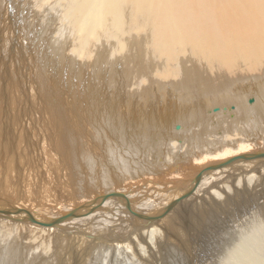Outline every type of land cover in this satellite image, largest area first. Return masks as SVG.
Segmentation results:
<instances>
[{
	"label": "bare ground",
	"instance_id": "6f19581e",
	"mask_svg": "<svg viewBox=\"0 0 264 264\" xmlns=\"http://www.w3.org/2000/svg\"><path fill=\"white\" fill-rule=\"evenodd\" d=\"M43 1L46 2V0H43ZM99 1L100 0H68L67 2L70 5V7H68V8H70L69 10L73 11V9L71 7H74V5H75V7H77V9L80 6V7H82V9L88 8L89 10L92 11L93 7L95 5H97V3ZM104 1L108 7H113V10H112L113 14L112 15L110 14V12H112V11L108 12V14H110V16H113V18H114L113 19L111 17L112 20L115 22L114 32L116 29L117 34L120 35L121 37L125 36V34L132 29V28L130 29V21L131 20L133 21V19H131V17L132 18L134 17V22L137 24V26L139 25L141 20H145L147 18L148 23L146 25H149L150 28H149V31H147V30L146 31L151 33V36H149L148 38L151 39L152 47L156 51L155 55L157 57L161 58L163 62H171L172 61L174 56H171V55L177 53L175 51V48L176 47L178 48L177 45H179V47H181L187 53L189 52L190 54H194L198 58L205 59L207 61L206 63L211 65V68L213 67L215 70L218 69L219 73L221 71L220 67H222L223 73H225V80L222 79L223 81L221 82V84L220 85H218L219 83L216 84L217 86H215L214 88H210L209 87L210 84H209V85L205 86L202 90L199 88H198L199 90L196 89V91H195L196 97L187 93L188 92L187 89H185L183 91L182 90L183 88L181 89V87H179L183 92L179 93L180 97H179L178 101L168 102L169 99L171 100V98H170L171 96L170 95L164 96L166 94V92L161 91V92H163L162 93L163 100L166 101L164 104H160L161 106L155 104L154 101H145L146 99L149 98V95H147L149 93L144 95V96L147 95L148 98L145 97V99L143 98L144 101H142L141 99H139V98H142V97H139V95L141 96V94H140L141 92H140L139 95L137 96V98L139 97L138 99L141 101H139L138 99H135L136 103L134 104L135 105L134 107L131 105L132 101H130L129 103L127 101L126 106H125V103L122 102V104L125 106V110H124L123 106H119L121 103L120 100H119V102L116 100L120 96L118 93L117 94L119 96L117 95L118 97L117 98L115 97L116 102H114L115 100L110 97L112 100H114L113 103H111L112 100L110 99L111 100L110 101L107 98L108 102L105 100L106 104L110 102L109 104H111V106L114 108L115 111H113V112H115L116 115H114L113 112L111 114L110 111L112 109L111 110L108 109V105L106 107L108 109L107 112H110L108 114L112 115V117H114V116H116V117L113 118V119H115L114 121H110V120H112V117L107 114V117L110 116L109 119L111 118L110 120L109 119L107 120L106 119L107 118L106 112H105L104 113L105 117L104 116L100 117V119L105 118L107 120L106 121L107 123H109V122L112 123L113 126H111L110 123H109V125H110V127L115 128L116 134L115 133L114 134L115 135L119 134V136L124 135L122 137V139L126 138V136H127L129 141L126 142V144L130 142L131 145H129V147H136V148H134V149L132 148V149H133V151H137V152L142 151V150L144 151L145 148L149 147L153 143V140L156 141V139H157L158 142H160V143H158L157 147L159 149V153H160V150L163 152V153H160V154H163L162 155L163 157L161 155H159V156L157 155L158 158L160 156L162 157L158 162L155 160H152V158H150V160H152V161L151 162L149 161V163H147L145 165L146 168L144 169V167H143V170H141V168L138 166L140 169L136 168V170L130 171L132 169L131 168L129 171H124V173L118 172L119 174L116 171L115 172L110 171V174L108 176L104 177L105 179L102 178L103 176L101 177L102 180L99 179L100 178L98 175L99 173L98 174L96 173L95 176L91 173V175L93 177L90 180L86 179L85 185L82 186V183H81V185H80L81 188L80 187L79 188L78 187L73 188L68 184V181L70 179V175H71V177H73V176L71 173L67 174V170L63 169L64 170L63 173L68 178L63 173L60 172V174L64 175V176H61L63 178H61L59 176L61 179L59 181L57 180V182L54 183V186H53L56 188L55 191H57V193L59 191V195L57 196L56 194L53 193L54 191L53 192L51 191L52 188L50 189L47 187V191L45 192V194H47V195H45V196L54 197L51 199L42 198V197L38 196L37 194H36L37 196L35 195L33 197V195L36 193L34 191V185H36L34 181L37 180L36 182H39V181L43 180L46 182L49 179V175L47 174V176H46V172H45V170H43L44 168H46V166H45L46 163L44 162V158H43V156H45V155L42 156L43 159H40V157L38 155L39 152L37 153V155L36 154L32 155L31 152H29V150L27 149L26 150L27 153H24L18 144H14V145L11 144V146H10L11 148L6 149L4 142H3V145L1 144L2 142H0L1 146H3V148L5 150L4 153L2 151L3 154L0 153V165H1L2 161H3V163L6 161L5 159L2 158V157H4V155L7 158V162L5 164H8V167L6 168V170H5V168H2V170H0V264H197L196 263L197 262L196 255L198 253V248L192 244L193 245L192 250L189 249L190 242L195 243V241L197 240L196 238L194 239L193 236H196L198 239L205 237V239H207V241H208L207 243H205L206 245L204 244L206 247H207V244H209L211 247V243L212 242L214 243V245H213L214 248L213 247L212 248L207 247L209 250L211 249L210 251H212L213 257H214L213 261L209 260L210 262L207 264H264V220L262 221L261 225L258 227L259 223H256L253 226L251 224V222L255 221L254 215H253V217H254L253 219L250 216L245 217V215L247 213H251V216H252V213H254L256 211H258V213H259V211H261L262 209H263L262 213L264 214V208H263L264 204L262 202V205H263L262 206L258 202V200H260V197H262L264 195V148H262L261 150L258 148V147H261L260 145H264V74L261 77L258 75L260 78L259 77L255 78V79L253 78L254 80H252L250 78H247L246 75H243V74H239L236 77H232L231 75L226 74L229 72H225V70L231 71L232 69L238 70V71H250V70H255V69L258 70V69L262 68L261 71L264 73V1L261 3V5L256 6V5H252V2L260 1V0H252V2L250 0H215L217 2V6H215L214 9L217 10L216 12L222 13V15L224 17V20L219 19V21L221 22V23L220 22L219 23L222 24V26H220V27L225 28V21H226L227 24L229 25V26H227L229 30H228L227 35H216V37L214 35H211L214 39L221 42L219 47L215 48L213 51L210 50L208 48V46L205 44V38L207 36H209L210 34L204 32L201 29H198L196 27V25L191 22L193 20V17H195V15H196V13H194L195 9H199L198 5L194 4L191 0H166V1H170V2L163 5V7L159 8L158 10H157V7H158L157 4H162L161 3L162 0H104ZM189 1H191L190 5L186 9L185 12H186L187 16L190 15V19H189L190 22L186 21L187 16L184 18L183 17H176L174 15V12H173V9L178 8L180 5L177 3H186ZM240 1L251 2V4L250 5H242L241 7L231 6V4H234V3H237ZM35 3H36V1H35ZM101 3H102V1H101ZM225 3H226V5H225ZM69 5H67V6H69ZM102 5H104V4H101V6ZM36 6H37V4H36ZM63 7H64V5H63ZM102 7H101V10L103 9ZM133 7L135 8V13H134L135 16L131 15V17H130V13L128 11L133 9ZM210 7H211V5L208 4V9H207L206 6H204L202 4V8H200L199 10H201L202 14H206L207 12L210 11ZM68 8L66 7L65 9H68ZM108 9L110 10V8H108ZM106 10L104 11V13L106 12ZM1 11L2 10H0V12ZM91 11H90V14H92ZM59 12H58V14H59ZM85 13H87V12H84L83 14H85ZM88 13H89V11H88ZM254 13L260 14L259 17L254 18ZM61 14H62V12H61ZM81 14H82V12H81ZM106 14H107V12H106ZM106 14L104 17H106ZM54 15H56V14H54ZM78 15H80V13ZM64 16H65V14H64ZM85 16H87V15H85ZM56 17H58V16H56ZM59 17H61V15ZM59 17H58V19H59ZM75 17L76 16H73L72 18L75 20ZM63 18H65V17H63ZM139 18H140V22H139V20H137ZM167 18L169 19L168 21H166ZM68 19H70V18L67 17L65 20L68 21ZM76 19H77V17H76ZM83 19L84 18L82 17V20ZM106 19H108V18H106ZM90 20H93V19H90ZM110 20H109V22H111ZM61 21L63 22V20H61ZM67 21H65V22H67ZM79 21L80 22H78V21L77 22L80 24L82 21H81V19ZM101 21H103V20H101ZM147 21H145V22H147ZM43 22H44V20H43ZM45 22H47V21H45ZM71 23H72V21H71ZM106 23H108V21H106ZM111 23L108 25H111ZM69 24H66V25L70 26ZM82 25L83 24L81 23V26ZM102 25H104V24L102 23ZM65 26H64V28H65ZM72 26H70V27H72ZM77 26L79 27V25H77ZM62 27L60 26L61 30H62ZM75 27H76V25H75ZM75 27H74V29L77 30L78 27L77 28H75ZM93 27H95V26H93ZM143 27H145V25H143ZM89 28L91 29V27H89ZM102 28L104 29V27H102ZM109 28H107V29L109 30ZM70 29H72V28H70ZM87 29H88V27H87ZM83 30L86 31V28H84ZM97 30H98V28H97ZM108 30H107V33H108ZM136 30L144 32L145 29L142 28V26H140ZM84 31L82 33H84ZM111 31H113V29ZM89 32L90 31H88L87 33H89ZM91 32L89 34H91ZM102 32L103 31H101V33ZM187 32L195 35L196 38H192ZM63 33L64 32H62V34ZM68 33H67V35L66 34L65 35L68 36L70 34V33L69 34ZM79 33H81V32H79ZM133 33H134V31H133ZM103 34H106V33H103ZM70 35H72V34H70ZM60 36H61V34H60ZM79 36L80 35L77 34V37H79ZM104 36H107V34ZM233 36H236L237 38L250 37L251 39H253V37H255V40H254V42L247 44L246 48H250V49L246 52H243V47H240L238 44L233 43L229 40V38H231ZM126 37H129V35L128 36L126 35ZM73 38L75 39V37H73ZM80 38L81 37H79V39L76 38V39H78V41L75 39L77 42L73 41V39H72V41L70 39V41L74 42L73 44L76 45V43L79 42ZM84 38L86 39V37H84ZM88 38H90V37H88ZM142 38H143V36H142ZM106 39H108V37H106ZM122 39H124V38H122ZM132 39H130V40L132 41ZM144 39H145V36H144ZM110 40L108 39L109 42H110ZM114 40H118L117 37ZM83 41L84 42H82V39H81L82 43H84V44L87 43V42H85V40H83ZM99 41H101V40L99 39ZM126 41H128V40H126ZM61 42L62 41H60L59 43H61ZM102 42H104V41H102ZM59 43H57V44L60 45ZM82 43H79V45ZM88 43L90 44V42H88ZM97 43H98V41H97ZM52 45H54V44L52 43ZM69 46H71V45H69ZM95 46H96V44H95ZM97 46H98V44H97ZM111 46H113V45H111ZM117 46H118V44L116 45V47ZM123 46L121 48H123ZM86 47L87 46H85L84 48H86ZM90 47H91V45H90ZM100 47L101 46H98V48H100ZM51 48H50V50H51ZM92 48H94V47H92ZM108 48H110V44L108 45ZM126 48H125V51H126ZM20 50H21V48L19 47L18 51H20ZM58 50H59V48H58ZM61 50H63V48H61ZM70 50H71V48H70ZM73 50L76 51L74 46H73ZM79 50H80V48H79ZM111 50L114 51V48H111ZM128 50H129V48H128ZM145 50H146V48H145ZM147 50H148V48H147ZM82 51H84V50H82ZM88 51H89V47H88ZM117 51L118 50L116 48L115 52H117ZM122 51H124V50H122ZM122 51L120 50V52H122ZM44 52H45V50H44ZM63 52L66 53L65 51H63ZM69 52H71V51H69ZM174 52H176V53H174ZM12 53H13V51H12ZM51 53L54 54L53 51ZM14 54H17V53L15 52ZM79 54L81 55V53H79ZM79 54L77 53V55H79ZM90 54H91V52H90ZM92 54L94 55V53H92ZM118 54H119V51H118ZM137 54L139 55V53H137ZM143 54H145V52ZM143 54L140 55V57L143 56ZM56 55H57V53H56ZM74 55H75V53H74ZM74 55H73V57H74ZM84 55H86V53ZM122 55L124 56V54H122ZM122 55L118 56V58L122 57ZM148 55H150L149 51H148ZM155 55H154V57H155ZM22 56H24V55H22ZM61 56L62 55H60V57ZM82 56H83V54H82ZM82 56L81 57L78 56V57H80V59H81ZM11 57H10V59H11ZM18 57H19V55H18ZM52 57H53V55H52ZM88 57L90 58L89 55H88ZM96 57L97 56H94V58H96ZM98 57H99V54H98ZM157 57H155V59ZM165 57H168V58L165 59ZM62 58H64V56ZM70 58L72 59V56ZM76 58L77 57H75L74 59H76ZM84 58H82V59H84ZM112 58H113V55H112ZM130 58H128V59H130ZM21 59H24V58H21ZM43 59H45V58H43ZM86 59H84V60H86ZM131 59H133V58H131ZM149 59H150V56H149ZM149 59H148V61H149ZM24 60H27V59L25 58ZM76 60H78V58ZM116 60H118V59H116ZM144 60H147V59H144ZM156 60H158V59H156ZM156 60H155V62H156ZM190 60H192V59H190ZM190 60H189V62L192 63V61H190ZM97 61H98L97 62L98 65H100L101 63H99V59H97ZM64 62H65V60H64ZM83 62H85V61H83ZM89 62H88V64H90ZM91 62L94 63L93 59L91 60ZM158 62L159 61H157V64H160ZM197 62H198V60H197ZM76 63H78V62L76 61ZM148 64H149V62H148ZM169 64H171V63H169ZM174 64L177 65L176 62ZM28 65H30V64H28ZM124 65H125L124 67H126V63ZM166 65H168V63ZM166 65H164V66H166ZM181 65H183V64H181ZM199 65H198V67H199ZM19 67L22 68V66H19ZM60 67H62V66L60 65ZM184 67H186V65ZM198 67H196V68L198 69ZM29 68L31 69L30 66H29ZM96 68L98 69V67H96ZM180 68H181V66H180ZM206 68L208 69V67H206ZM49 69L50 68H47V70H49ZM190 69H191V67H190ZM59 70H60V68H59ZM209 70H211V69H209ZM21 71H23V70H21ZM190 72H192V74H193V71H190ZM201 72H202V70H201ZM167 73L164 72V74H166V77L169 76V75H167ZM16 75H15V77H16ZM29 75H31V74H29ZM130 75H132V74H130ZM205 75H203L204 78H205ZM99 76H101L100 73H99ZM208 76H209V74H208ZM212 77H209V79H211ZM214 77H213V79L215 81ZM254 77H255V75H254ZM17 78H20V77H17ZM206 78H207V76H206ZM110 79H109V81H110ZM156 79H157V77H156ZM213 79H211V80H213ZM52 80H51V82H52ZM211 80H208V81L210 82ZM7 81H8V79H7ZM74 82H75V80H74ZM135 82H136V80H135ZM179 82H181V81L179 80ZM192 82H194V81H192ZM211 82H213V81H211ZM32 83H34V82H32ZM177 83H178V80H177ZM38 84H41V82ZM181 84H182V82H181ZM181 84L179 86H181ZM19 85H20V83H19ZM41 86H43V84ZM164 86L167 87L166 84H164ZM198 86H199V84H198ZM213 86H214V84H213ZM93 87H92V90H93ZM97 87H98V85H97ZM50 88H52V87L50 86ZM193 89H195V88L193 87ZM32 90H33V88H32ZM38 90L36 89L35 91H38ZM40 90L42 91L41 88H40ZM63 90L64 89H62V91ZM140 90H141V88H140ZM3 91H4V88H3ZM47 91H48V89H47ZM84 91H85V89H84ZM146 91H148V89ZM190 91H193V90H190ZM112 92L114 94H112V93L111 94L115 95V92H117V91H115V92L112 91ZM53 93H56V92H53ZM143 93H145V91H143L142 94ZM44 94H45V92H44ZM51 94L52 93H50V95L49 94L48 95L52 97ZM75 94H76V92H75ZM130 94H132V93H130ZM133 94H135V93H133ZM252 94L255 96V99H254L255 102L253 104H247V102H246L247 97L246 96L247 95L249 96ZM56 95L58 96L57 93H56ZM70 95H68L67 97H69ZM201 97H203V98H201ZM10 98L11 97H9V99ZM48 98L49 97H47V99ZM5 99H6V96H5ZM61 99L63 100L64 98H62V96H61ZM65 99H66V96H65ZM118 99H120V97ZM11 100H12V98H11ZM40 100H42V99H40ZM50 100H52V99H50ZM79 100H81V99H79ZM37 101L38 100H36V103H37ZM56 101L58 102V100H56ZM12 102H13V100H12ZM42 102H43V100H42ZM50 102L53 103L54 101H50ZM59 102L62 103L61 101H59ZM65 102L67 103V101H65ZM74 102H75V100H74ZM231 102L236 104L235 113H233V111H232V115H233L232 119L229 118V116L231 114L230 115L227 114L228 112H225V115H222L221 114L222 112L220 114L217 113V115H213V116H208L206 114L207 108L213 104H227V103L229 104ZM93 103H94V101H93ZM172 103L175 107L174 112H172L173 111L172 110V107H173ZM8 104H10V103H8ZM76 104L74 103V105H76ZM84 104H86V103H84ZM87 104H88V101H87ZM37 105H36V108L39 107ZM51 105L48 108H50ZM62 105H60V106L62 107ZM44 106H46V105H44ZM55 106H56V104H55ZM78 106H80V105L78 104ZM82 106H83V102H82ZM89 106L91 107V105H89ZM94 106H96V105L94 104ZM97 106H98V104H97ZM101 106H100V109H102L104 107V106L103 107H101ZM118 106L120 107V109H117ZM7 107H9V106H7ZM53 107H51V108H53ZM64 107H65V103H64ZM85 107L87 108V106H85ZM98 107H97V109H98ZM121 107H123V108H121ZM150 107H153L154 110H151ZM68 108H72V107L69 106ZM109 108H111V107L109 106ZM45 109H47V108H45ZM73 109H75V108L73 107ZM53 110H55V109H53ZM58 110H60V108H58ZM62 110H63V108H62ZM65 110L66 109H64L63 114H66V112H67V111L65 112ZM84 110H85V108H84ZM84 110L81 112L82 114H83ZM37 111H39V110L37 109ZM87 111H89V108ZM91 111L94 112L93 108L90 109L89 115H91V113H92ZM100 111L102 112L103 110H100ZM58 112H60V111H58ZM85 112H84V114H85ZM159 112H161V113L163 112V114L160 115V114H158ZM35 113H37V112H35ZM44 113L45 112H43V115H44ZM23 114H25V113H23ZM29 114H31V113H29ZM50 114L53 116L52 112H50ZM60 114H62V112ZM60 114L58 113V115H60ZM96 114L98 115V114H100V112H97ZM104 114H102V115H104ZM167 114H169L168 117H166ZM31 115L34 116L33 114H31ZM71 115H72V113H71ZM76 115L78 116L79 114H77V112H76ZM132 115H133V118H132ZM62 116H61V120H62ZM64 116H66V115H64ZM64 116H63V118H65ZM34 117H36V116H34ZM71 117H73V115ZM25 118H27V117H25ZM59 118H60V116H59ZM184 118H185V120H183ZM65 119H68V121H69V117L65 118ZM73 119H75V117ZM73 119H72V121H73ZM81 119L82 118H80V120ZM89 119H91L90 116H89ZM16 120H18V119H16ZM47 120H49V119H47ZM56 120H57V118H56ZM96 120H98V119H96ZM102 120H104V119H102ZM181 120H183V122L181 123L182 124V131H179V130H176V128H174V126H175L177 121H181ZM10 121H11V123H13L12 120H10ZM68 121L62 120V123L63 122L66 123V124L63 123V125L64 126L67 125ZM74 121H76V119ZM18 122H19V120H18ZM27 122H29V121H27ZM59 122H61V121H59ZM196 122H199L201 124L202 129H197L195 127V125H193ZM30 123L32 124L33 122L30 121ZM62 123H60V125ZM69 123H70V121H69ZM102 123L101 124L99 123V124L102 125ZM104 123H105V121H104ZM8 124H10V123H8ZM8 124L6 123V125H8ZM4 125H5V123H4ZM47 125H48V121H47ZM70 125H71V123H70ZM95 125H97V124H95ZM105 125L107 126L106 123H105ZM219 125H225V129H226L225 132L224 131L221 132V133L224 132L225 135L223 133V134H221L222 136L220 135L221 137H216L214 135L215 133L213 134V132H214V130H216L215 128H218L216 126H219ZM64 126H61V127H64ZM67 126H69V124ZM108 126L106 129H104L105 127H103V126H102V128L104 130H108ZM188 126H190L189 130L190 129L193 130V134L191 136H184V134L188 131L187 130ZM9 127L7 129H10ZM20 127H22V126H20ZM82 127L80 128L81 130L83 129ZM69 128H70V126H69ZM91 128H92V126H91ZM93 128H95V127L93 126ZM98 128H99V126H98ZM100 128L98 129L99 132H100ZM113 128L111 130H113ZM27 129H26V132L28 131ZM92 129H91V131H92ZM223 129L221 128V130H223ZM2 130H3V128H2ZM61 130H63V129H61ZM75 130H76V127H75ZM85 130H87V129H85ZM192 130H190V131H192ZM236 130H238L239 132L238 131L236 132ZM19 131H20V129H19ZM68 131H70V130H68ZM82 131H80V132H82ZM103 131H101V132H103ZM10 132H12V131L10 130ZM58 132H61V131H58ZM64 132H65V130H63L61 133H64ZM99 132H96V133H99ZM112 132H114V130ZM112 132L110 131L111 134H112ZM35 133H37V130ZM84 133H85V131H84ZM86 133H85V135H87ZM93 133H94L93 135H95V132H93ZM202 133H204V136H202ZM77 134L78 133H75L74 136ZM99 134H101V133H99ZM249 134H251V136L255 134L256 136H254V138H252L251 136H249ZM66 135H64V136H66ZM93 135L92 136L90 135V136L93 137ZM241 135L243 136V138H246V136H249V137H248V139H242L241 138L242 140H237V139H239L237 136H241ZM29 136H32V135H29ZM42 137H41V139H43ZM81 137H83V136H81ZM115 137L116 138L113 137V139L116 141L118 137L117 136H115ZM68 138L72 139V137H68ZM74 138H76V136ZM87 138L90 139V137H87ZM225 138H229V139L225 140ZM31 139H34L33 136ZM52 139H53V137H52ZM54 139H56L55 141H57V138L54 137ZM92 139L94 140L95 138L93 137ZM101 139L106 141V139H103V138H101ZM21 140H22V138H21ZM40 140H39V142L41 144L42 140L41 141ZM58 140H60V139H58ZM69 140L70 139H68V143H70ZM76 140L78 141V139H76ZM86 140H88V139H86ZM121 140H120V142L118 141L116 146H118V144H119V146L122 144ZM183 140H184V142H183ZM191 140H192V144H191L192 146L190 145ZM27 141H28V139H27ZM30 141H32V140H30ZM37 141H38V139H37ZM77 141H76V143H77ZM88 141H90V140H88ZM123 141L124 140H122V142ZM177 141H181V143H183L182 145H184L186 141L187 142L190 141L189 147L191 149L186 147V148H188V150L186 149L187 151H180L182 149V147L180 149ZM73 142L74 141H72V143ZM95 142H96V140H94L92 143L94 145H96ZM108 142H111V141L109 140ZM79 143H80V141H79ZM219 143L223 144V146L221 145L218 148ZM54 144H55V142H54ZM104 144H106V143L104 142ZM112 144L109 143V145H112ZM255 144H257V145H255ZM81 145L84 146L83 144L80 143V147H81ZM101 145H102V143H101ZM109 145H107V147ZM50 146H51V144H50ZM50 146H49V149H50ZM52 147H54V146H52ZM101 147H102L101 149L99 147H97V148L100 149L101 151H102V149L104 150L103 147H105V146H101ZM109 147H112V146H109ZM109 147H108V149H111ZM127 147L128 146H126V148ZM150 147L152 148V145ZM33 148H34V146H33ZM41 148H43V147H41ZM97 148H95V150ZM116 148H118V147H116ZM119 148L122 149V145ZM126 148H123V149H126ZM178 148L180 150H177ZM51 149H53V148H51ZM98 149H97V151H98ZM183 149H185V148L183 147ZM81 150H83V148ZM84 150H83V152H85ZM113 150H115V149L112 148L111 152H114ZM53 151H54V149H53ZM101 151H99V152H101ZM109 151L110 150L105 149V153L107 152L108 156L110 155ZM68 152H71V150L67 151V154H69ZM89 152H91V151H89ZM102 152H104V151H102ZM116 152L117 151H115V153ZM20 153L21 154L24 153V155L21 156ZM79 153H81V152H79ZM129 153H132V152H129ZM147 153H148V151H147ZM154 153H155V151L153 152V154ZM7 154H9L10 156L7 157ZM71 154H73V151ZM90 154H91V156H93L92 153H90ZM123 154L124 153H122L121 155H123ZM187 154H188V156H187ZM48 155H50V154H48ZM55 155L58 156V154H55ZM103 156H104V153H103ZM71 159L69 162H71ZM77 159H75V160H77ZM94 159H95V157H94ZM145 159H146V157H145ZM88 160L90 161L91 159L89 158ZM112 160H113V158H112ZM53 161H55V159ZM89 161H87V162H89ZM113 161H115V160H113ZM120 161H122V162L121 163L119 162V168L117 167L116 170H118V169L120 170L121 168H126V161L123 158H121ZM98 162H100V160L97 161L96 164ZM111 162H110V164H111ZM80 163H81V160H80ZM91 163L92 162H90V164ZM5 164H3V166ZM52 164H53V162H52ZM83 164H82V166H83ZM87 164H86V166H87ZM102 164H104V163L102 162ZM92 165H94V164H91V166ZM77 166H79V163ZM114 166H112V167H114ZM27 167H29V169L32 168L30 176H27V173H26V171H28V170H26ZM132 167H134V166H132ZM22 169L23 170L25 169L26 171L23 172ZM67 169H69V168H67ZM76 169H78V168H76ZM83 169H84V167H83ZM57 170H58V168H57ZM38 171H40L39 177L36 175ZM21 172H23L22 177H21ZM72 172H74V171H72ZM85 172H86V170H85ZM47 173H48V170H47ZM52 173H50V174L53 177V182H54V180L56 181V179L54 178V175ZM216 178H221V179L215 181ZM81 180H83V179H81ZM91 180H93V182H91V183H93V185L90 184ZM37 184H39V183H37ZM46 184H48V183H46ZM225 184L226 185L230 184V186L225 187L226 186ZM219 185H220V187H219ZM221 185H224V186H221ZM29 186H31V187H29ZM213 187L215 189H213ZM76 188H78V190H80V191H78ZM168 189L169 190L171 189V191H168ZM215 190H217V191L215 192ZM62 191H65L67 193L64 195ZM166 191H168V192H166ZM244 195L246 197L248 196L247 199H243ZM184 196H186V197H184ZM40 198H42V199H40ZM262 198H264V197H262ZM256 200H257V203L255 202ZM192 206L197 208L198 210H199V208H201L200 215L196 216V218L193 220V223L190 224L189 222L188 223L186 222L187 225H186V227L184 226V229H183L182 225L180 228L177 227L178 223L174 222V221H176L177 219L178 220L180 219V221H182L181 220L182 218L184 220V218H186V216L188 215V213H187L188 209L187 208L191 209ZM240 213H242V215L239 218L238 214H240ZM255 215H256V213H255ZM187 218H188V216H187ZM222 220H225V222L222 223ZM247 220H249L250 227L247 226L248 229L242 228V226L246 222H248ZM257 220H258V218H257ZM190 221H191V219H190ZM172 222H174V223L172 224ZM224 224H225V234H226L225 236L227 239H225V237L222 236V235H224L223 233L221 234V229H223ZM163 230H165V233H166L165 237L173 238L176 241L170 240V238L167 241V238H166L165 241L162 239L161 242L164 241L166 243V247L169 246L170 249H171V247H174L177 243L183 244L184 253H182V251H181V253H179L178 251H176L177 249L175 250L174 248L171 249V251L167 248L166 250L168 251V254H166L167 252L165 253V250L163 251V247L161 246L162 244L159 245V243H158L159 240L157 241L158 238L163 237V235L159 236L160 232H162V234H163ZM185 230L187 232H185ZM202 230H204V232ZM233 237H234V239L235 238L236 239L233 240L231 243H229ZM130 241H134L135 243L130 242ZM197 242H198V240H197ZM204 242H206V241H204ZM133 243H134V245H132ZM202 245H203V242H202ZM147 247H148V249H147ZM181 256H182L181 259L183 262L179 261V260H181V259H179V257H181ZM202 256H204V255H202ZM93 258H95L96 260L93 261ZM206 258H207V255H206ZM201 264H204V263H201Z\"/></svg>",
	"mask_w": 264,
	"mask_h": 264
},
{
	"label": "rangeland",
	"instance_id": "374dc122",
	"mask_svg": "<svg viewBox=\"0 0 264 264\" xmlns=\"http://www.w3.org/2000/svg\"><path fill=\"white\" fill-rule=\"evenodd\" d=\"M35 1H36V3H35ZM43 0H0V10H2L1 12H0V142H2L1 144L3 145V142H4V144H5V147H6V149L7 148H11L10 146H11V144L12 145H14V144H18L19 145V147H21V149H22V151L24 152V153H27L26 152V150L28 149L29 150V152H31V154L32 155H37V153H38V155H39V157H40V159H43L44 158V162L46 163L45 164V166H46V168H44L43 170H45V172H46V176H47V174L49 175V179L45 182V181H43L42 179V181H39V182H36V181H34L35 182V184L36 185H34V191L36 192L34 195H33V197L37 194L38 196H40V197H42V198H45V199H47V198H49V199H51V198H54V197H50V196H45V195H47V194H45V192L47 191V187L48 188H52L51 189V191L54 193V194H56L57 196L59 195V191H58V193H57V191H55V187H53L54 186V183H56L57 182V180L59 181L61 178H63V177H61V176H64L65 174L63 173L64 172V170H67V174H69V173H71L72 174V176L73 177H71V175H70V179H69V181H68V184L71 186V187H80L81 188V183H82V186L83 185H85V182H86V179H91L93 176L91 175V173L95 176V174L97 173H99L98 175H99V179L100 180H102V178H104V177H106V176H108L109 174H110V171L112 172V171H116L117 173L118 172H120V173H124V171H129L131 168V170L130 171H134V170H136V168L137 169H140L141 168V170H143V167H144V169L146 168L145 167V165L147 164V163H149V161L151 162L152 160H155V161H159L163 156V154H160V153H163L161 150H160V153H159V149H158V143H160V142H158V140L156 139V141H154L153 140V143L151 144L152 145V148L149 146V147H147V148H145L144 149V151L142 150V151H139V152H137V151H133V149L134 148H136V147H129V145H131V143L129 142V143H127L126 144V142H128L129 141V139L127 138V136H126V138H123L122 139V137L124 136H122V135H120L119 136V134L118 135H115L116 133V131H115V128H113V127H110V125H109V123L111 124V126H113L112 125V123L111 122H109V123H107L106 121L109 119V117L111 116L112 117V115H110V114H108V113H110L111 112V114H112V112L113 111H115L114 110V108L111 106V104H109V103H107L106 104V101L108 102V99L110 100L111 98L112 99H114L115 100V97L117 98L119 95V97H120V99H116L118 102H119V100H120V105L119 106H123L124 107V110H125V106L127 105V101H128V103L130 102V101H132L131 102V105L134 107L135 105V103H136V100L135 99H138L139 97H142V98H139V99H141L142 101H144V99H145V97L146 98H148L147 97V95H149V98L148 99H146L145 101H154L155 102V104H157V105H160V104H164L166 101L165 100H163V95H162V93L163 92H166V94L164 95V96H171L170 98H171V100L169 99L168 100V102H170V101H178V99H179V97H180V95H179V93H181V92H183L185 89H187L188 90V92L187 93H189V94H191L192 96H195L196 94V89H203L205 86H207V85H209V87L210 88H214L215 86H217L216 84H218V85H220L221 84V82L223 81V80H225V73H223V68L222 67H220V73H219V71H218V69H214L213 67V69L211 68V65H209L208 63H206L207 61L205 60V59H202V58H198L197 56H195L194 54H190L189 52L187 53L186 51H184L181 47H179V45H177L178 46V48L176 47L175 48V51L177 52H174V53H176V54H173V55H171V56H174L173 57V59H172V61L171 62H163L162 61V59L161 58H159V57H157L156 55H155V53H156V51L153 49V47H152V42H151V39L150 38H148L149 36H151V33L150 32H147V31H149V25H146L147 23H148V21H147V18L145 19V20H141V22H140V18L139 19H137V20H139V22L141 23H139V25L137 26V24L134 22V17L132 18L131 17V15H133V16H135V8L133 7V9H131V10H129L128 12L130 13V17H131V19H133V21L131 20L130 21V33L129 32H127L126 34H125V36H120V35H118L117 34V32H116V29H115V32H114V28H115V22L112 20V18H113V16H110V14L112 15L113 14V7H108L106 4H105V1L104 0H100L98 3H97V5H95L94 7H93V9H92V11L91 10H89L88 8H83L82 9V7H78V9H77V7H75V5H74V7H71L72 9H73V11L72 10H69L70 8H68V7H70V5L68 4V0H46V2L45 1H43ZM101 1H102V3H101ZM194 4H196V5H198V7H199V9L200 8H202V4L204 5V6H206V8L208 9V4L209 5H211V7H210V11L209 12H207L206 14H202L201 13V10H199V9H195V11H194V13H196V15H195V17H193V20L191 21L192 23H194L195 25H196V27L198 28V29H201V30H203L204 32H206V33H208V34H210L209 36H207L206 38H205V44L208 46V48L210 49V50H214L215 48H218L219 47V45H220V43L221 42H219L218 40H216V39H214L211 35H214L215 37H216V35H227L228 34V27L227 26H229L228 24H227V22L225 21V28H222V27H220V26H222V24H220L221 22L219 21V19L220 20H224V17H223V15H222V13H218V12H216L217 10H215L214 9V7L215 6H217V2L215 1V0H191ZM191 1H189V2H186V3H177V4H180L179 5V7L178 8H175V9H173V12H174V15L176 16V17H186L187 16V14H186V9L189 7V5H190V2ZM251 2H252V0H250ZM264 0H260V1H255V2H252V5H256V6H258V5H261V3L263 2ZM170 1H166V0H162L161 1V3L162 4H157L158 5V7H157V10L159 9V8H161V7H163V5H165V4H167V3H169ZM175 2V1H174ZM251 2H245V1H240V2H237V3H234V4H231V6H233V7H241L242 5H250L251 4ZM66 3V4H65ZM100 3V4H99ZM2 4V5H1ZM36 4H37V6H36ZM64 5V7L66 6L68 9H65L64 7H63V5ZM101 4H104V5H102L101 6ZM237 4V5H236ZM67 5H69V6H67ZM162 5V6H161ZM225 5H226V3H225ZM60 6V7H59ZM83 6V5H82ZM96 7V8H95ZM101 7L103 8L102 10H101ZM60 8V9H59ZM108 8H110V10L108 9ZM65 9V10H64ZM95 9V10H94ZM97 9V10H96ZM100 9V10H99ZM107 9V10H106ZM42 10V11H41ZM106 10V12H107V14H106V12L104 13V11ZM60 11V12H59ZM69 11V12H68ZM78 11V12H77ZM87 12V13H85V14H83L84 12ZM88 11H89V13H88ZM90 11H91V13L92 14H90ZM110 11H112V12H110ZM132 11V12H131ZM58 12H59V14L61 15V17H59L60 15L58 14ZM61 12H62V14H61ZM81 12H82V14H81ZM108 12H110V14H108ZM50 13V14H49ZM72 13V14H71ZM80 13V15H78ZM96 15H95V14ZM98 13V14H97ZM48 14V15H47ZM54 14H56V15H54ZM64 14H65V16H64ZM75 14V15H74ZM105 14H106V17H104L105 16ZM47 15V16H46ZM73 17V16H76L77 17V19H76V17H75V20L71 17V16ZM79 17H78V16ZM84 15V16H83ZM85 15H87V16H85ZM259 15L260 14H255L254 13V18H257V17H259ZM55 16V17H54ZM56 16H58L59 17V19H58V17H56ZM68 18H70V19H68V21L67 20H65L67 17ZM49 17V18H48ZM63 17H65V18H63ZM82 17L84 18L83 20H82ZM86 17V18H85ZM112 17V18H111ZM216 17V18H215ZM61 18V19H60ZM79 18V19H78ZM101 18V19H100ZM105 18V19H104ZM106 18H108L111 22H109V20L108 19H106ZM39 19V20H38ZM81 19V23L83 24L82 26H81V23L79 24L78 22H80L79 20ZM90 19H93V20H90ZM114 19V18H113ZM189 19H190V15H188L187 16V18H186V21H188V22H190L189 21ZM218 19V20H217ZM37 20V21H36ZM43 20H44V22H43ZM51 20V21H50ZM58 20V21H57ZM61 20H63V22L61 21ZM78 22H77V21ZM101 20H103V21H101ZM169 19L167 18V20L166 21H168ZM182 20V19H181ZM197 22H196V21ZM39 21V22H38ZM45 21H47V22H45ZM65 21H67V22H65ZM71 21H72V23H71ZM95 21V22H94ZM99 21V22H98ZM106 21H108V23H106ZM144 21V22H143ZM145 21H147V22H145ZM43 22V23H42ZM84 22V23H83ZM88 22V23H87ZM98 22V23H97ZM220 22V23H219ZM54 23V24H53ZM56 23V24H55ZM70 23V24H69ZM74 23V24H73ZM76 23V24H75ZM102 23L104 24V25H102ZM111 23V25H108V24H110ZM144 23V24H143ZM217 23V24H216ZM46 24V25H45ZM66 24H69L70 26H72V27H70V26H68V25H66ZM89 24V25H88ZM97 26H96V25ZM145 25V27H143V25ZM59 25V26H58ZM65 26V28H64V26ZM75 25H76V27H75ZM77 25H79V27L77 26ZM108 27H107V26ZM132 25V26H131ZM60 26L62 27V30H61V28H60ZM68 26V27H67ZM84 26V27H83ZM88 27V29H87V27ZM93 26H95V27H93ZM114 26V27H113ZM140 26H142V28H144L145 30H144V32L143 31H137L136 29L137 28H139ZM72 28V29H70V28ZM74 27L75 28H77L78 27V29L77 30H75L74 29ZM82 27V28H81ZM89 27H91V29L89 28ZM102 27H104V29L102 28ZM106 27V28H105ZM110 27V28H109ZM153 27V26H152ZM3 30H2V29ZM50 28V29H49ZM57 28V29H56ZM60 28V29H59ZM84 28H86V31L88 32V31H92L91 32V34H89V33H87L86 31H84L83 29ZM96 28V29H95ZM97 28H98V30H97ZM107 28H109V30L107 29ZM80 29V30H79ZM82 29V30H81ZM113 29V31H111ZM73 32H72V31ZM97 30V31H96ZM106 32H105V31ZM107 30H108V33H107ZM134 31V33H133V31ZM147 30V31H146ZM64 32L63 34H62V32ZM70 33V34H72V35H70L68 32ZM84 31V33H82ZM101 31H103L102 33H101ZM59 32V33H58ZM69 34L68 36H66L67 35V33ZM72 32V33H71ZM75 32V33H74ZM78 32V33H77ZM79 32H81V33H79ZM95 32V33H94ZM97 32V33H96ZM78 35H80L79 37H81L80 38V40H79V42L78 43H76V45L75 44H73L74 42H71L72 41V39H73V41H75V42H77L78 41V39H79V37H77V34ZM99 33V34H98ZM103 33H106L107 34V36H104V35H106V34H103ZM145 35H144V34ZM148 33V34H147ZM192 38H196V36L195 35H193V34H191V33H189V32H187ZM60 34H61V36H60ZM66 34V35H65ZM76 34V35H75ZM84 34V35H83ZM87 36H86V35ZM93 34V35H92ZM95 34V35H94ZM116 34V35H115ZM135 34V35H134ZM143 34V35H142ZM75 35V36H74ZM82 35V36H81ZM89 35V36H88ZM91 35V36H90ZM101 35V36H100ZM126 35L128 36L129 35V37H126ZM133 37H132V36ZM148 35V36H147ZM17 36V37H16ZM71 36V37H70ZM98 36V37H97ZM104 36V37H103ZM119 36V37H118ZM142 36H143V38H142ZM144 36H145V39H144ZM10 37V38H9ZM64 37V38H63ZM70 37V38H69ZM73 37H75V39L76 38H78V39H74ZM84 37H86V39L84 38ZM88 37H90V38H88ZM106 37H108V39L110 40V42L108 41V39H106ZM117 37V39L118 40H114L115 38ZM58 38V39H57ZM84 38V39H83ZM122 38H124V39H122ZM133 38V39H132ZM70 39H71V41H70ZM81 39H82V42H84L83 40H85V42H87L86 44H84V43H82L81 42ZM93 39V40H92ZM99 39L101 40V41H99ZM104 39V40H103ZM130 39H132V41L130 40ZM143 41H142V40ZM55 42H54V41ZM120 40V41H119ZM126 40H128V41H126ZM145 40V41H144ZM229 40L231 41V42H233V43H236V44H238L240 47H243V52H246V51H248L250 48H246V46H247V44H249V43H252V42H254V40H255V37H253V39H251L250 37H247V38H242V37H240V38H237L236 36H233V37H231V38H229ZM13 41V42H12ZM60 41H62L61 43H59ZM68 41V42H67ZM97 41H98V43H97ZM102 41H104V42H102ZM107 41V42H106ZM118 41V42H117ZM141 41V42H140ZM226 41V40H225ZM88 42H90V44L88 43ZM96 44V46H95V44ZM135 42V43H134ZM20 43V44H19ZM52 43L54 44V45H52ZM57 43H59L60 45H58ZM79 43H82V44H80L79 45ZM113 43V44H112ZM120 43V44H119ZM124 43V44H123ZM142 45H141V44ZM150 43V44H149ZM51 44V45H50ZM94 44V45H93ZM97 44H98V46H101L100 48H98V46H97ZM110 44V48H108V45ZM115 44V45H114ZM118 44V46L116 47V45ZM134 44V45H133ZM138 46H136V45ZM58 45V46H57ZM69 45H71V46H69ZM84 45V46H83ZM90 45H91V47H90ZM104 45V46H103ZM111 45H113V46H111ZM123 46V48H121L122 46ZM145 45V46H144ZM149 45V46H148ZM64 46V47H63ZM73 46L75 47V50L76 51H74L73 50ZM81 46V47H80ZM85 46H87L86 48H84ZM136 46V47H135ZM142 46V47H141ZM147 46V47H146ZM17 47V48H16ZM19 47L21 48V50L20 51H18L19 50ZM52 47V48H51ZM63 48V50H61V48ZM83 47V48H82ZM88 47H89V51H88ZM92 47H94V48H92ZM96 47V48H95ZM117 48V50L119 51V54H118V51L117 52H115L116 51V48ZM120 47V48H119ZM127 47V48H126ZM50 48H51V50H50ZM58 48H59V50H58ZM70 48H71V50H70ZM79 48H80V50H79ZM111 48H114V51L113 50H111ZM125 48H126V51H125ZM128 48H129V50H128ZM145 48H146V50H145ZM147 48H148V50H147ZM53 49V50H52ZM15 50V51H14ZM44 50H45V52H44ZM82 50H84V51H82ZM95 50V51H94ZM120 50L122 51V50H124V51H122V52H120ZM144 50V51H143ZM12 51H13V53H12ZM53 51V53L54 54H52L51 52ZM55 51V52H54ZM59 51V52H58ZM62 51V52H61ZM63 51H65L66 53H64ZM68 51V52H67ZM69 51H71V52H69ZM74 51V52H73ZM82 51V52H81ZM86 51V52H85ZM98 51V52H97ZM112 51V52H111ZM141 51V52H140ZM143 51V52H142ZM148 51H149V53H150V55H148ZM17 53V54H14V53ZM90 52H91V54H90ZM97 52V53H96ZM108 52V53H107ZM128 52V53H127ZM145 52V54H143ZM56 53H57V55H56ZM72 55H71V54ZM74 53H75V55H74ZM77 53L79 54V53H81V55L79 54V55H77ZM86 53V55H84ZM92 53H94V55L92 54ZM96 53V54H95ZM103 53V54H102ZM107 53V54H106ZM127 53V54H126ZM137 53H139V55L137 54ZM143 54V56H141L140 57V55H142ZM62 55L61 57H60V55ZM82 54H83V56L85 57H83L82 56ZM90 56V58L88 57V55ZM98 54H99V57H98ZM109 54V55H108ZM122 54H124V56L122 55ZM132 54V55H131ZM179 54V55H178ZM189 54V55H188ZM18 55H19V57H18ZM22 55H24V56H22ZM52 55H53V57H52ZM73 55H74V57H73ZM93 55V56H92ZM102 55V56H101ZM112 55H113V58H112ZM117 55V56H116ZM122 55V57H119L118 58V56H121ZM126 55V56H125ZM147 55V56H146ZM154 55H155V57H157L156 59H158V60H156L155 59V57H154ZM12 56V57H11ZM64 56V58H62ZM72 56V59L70 58ZM78 56H82V58H84V59H86V60H84V59H80V57H78ZM94 56H97L96 58H94ZM147 58H146V57ZM149 56H150V59H149ZM187 56V57H186ZM189 56V57H188ZM10 57H11V59H10ZM14 57V58H13ZM75 57H77L78 58V60H76V59H74ZM102 57V58H101ZM111 57V58H110ZM133 58V59H131V58ZM137 57V58H136ZM152 57V58H151ZM183 57V58H182ZM13 58V59H12ZM21 58H26L27 60H24V59H21ZM43 58H45V59H43ZM48 58V59H47ZM56 58V59H55ZM110 58V59H109ZM128 58H130V59H128ZM140 58V59H139ZM156 60V62H155V60ZM168 57H165V59H167ZM194 58V59H193ZM19 59V60H18ZM63 59V60H62ZM90 59V60H89ZM93 59V61H94V63L93 62H91V60ZM97 59H99V63H101L100 65H98V61H97ZM101 59V60H100ZM113 61H112V60ZM116 59H118V60H116ZM122 59V60H121ZM144 59H147V60H144ZM148 59H149V61H148ZM161 59V60H160ZM190 59H192V60H190ZM196 59V60H195ZM15 60V61H14ZM62 60V61H61ZM64 60H65V62H64ZM130 60V61H129ZM189 60L190 61H192V63L191 62H189ZM194 60V61H193ZM197 60H198V62H197ZM201 60V61H200ZM203 60V61H202ZM11 61V62H10ZM22 61V62H21ZM27 61V62H26ZM68 61V62H67ZM76 61L78 62V63H76ZM83 61H85V62H83ZM90 61V62H89ZM121 61V62H120ZM149 62V64H148V62ZM151 61V62H150ZM157 61H159L158 63H160V64H157ZM178 61V62H177ZM26 62V63H25ZM68 64H67V63ZM70 62V63H69ZM88 62L90 63V64H88ZM124 62V63H123ZM146 62V63H145ZM177 63V65L176 64H174V63ZM187 62V63H186ZM57 65H55V64ZM60 63V64H59ZM76 65H75V64ZM80 63V64H79ZM119 63V64H118ZM126 63V67H124L125 64ZM153 63V64H152ZM168 63V65H166ZM169 63H171V64H169ZM179 63V64H178ZM189 63V64H188ZM19 64V65H18ZM28 64H30V65H28ZM174 64V65H173ZM181 64H183V65H181ZM186 65V67H184L185 65ZM200 64V65H199ZM205 64V65H204ZM52 65V66H51ZM60 65L62 66V67H60ZM88 65V66H87ZM121 65V66H120ZM161 65V66H160ZM163 65V66H162ZM164 65H166V66H164ZM173 65V66H172ZM181 66V68H180V66ZM197 65V66H196ZM198 65H199V67H198ZM207 65V66H206ZM19 66H22V68L21 67H19ZM27 66V67H26ZM29 66L31 67V69L29 68ZM54 66V67H53ZM57 68H56V67ZM65 66V67H64ZM72 66V67H71ZM176 66V67H175ZM210 66V67H209ZM40 69H39V68ZM70 67V68H69ZM85 67V68H84ZM96 67H98V69L96 68ZM168 67V68H167ZM188 67V68H187ZM190 67H191V69H190ZM196 67H198V69L196 68ZM206 67H208V69L206 68ZM18 68V69H17ZM21 68V69H20ZM25 68V69H24ZM37 68V69H36ZM45 68V69H44ZM47 68H50L49 70H47ZM59 68H60V70H59ZM67 68V69H66ZM80 68V69H79ZM95 68V69H94ZM186 68V69H185ZM9 69V70H8ZM39 69V70H38ZM124 69V70H123ZM155 69V70H154ZM177 69V70H176ZM209 69H211V70H209ZM21 70H23V71H21ZM34 70V71H33ZM52 70V71H51ZM111 70V71H110ZM150 70V71H149ZM186 70V71H185ZM201 70H202V72H201ZM205 70V71H204ZM262 70V68H260V69H255V70H250V71H238V70H234V69H232L231 71H227V70H225V72H229V73H226L227 75H231L232 77H236L237 75H239V74H243V75H246V77L247 78H250V79H252V80H254L255 78H258L259 76L261 77V76H263V72L261 71ZM50 71V72H49ZM65 71V72H64ZM93 71V72H92ZM158 71V72H157ZM180 73H179V72ZM190 71H193V74H192V72H190ZM196 71V72H195ZM31 72V73H30ZM37 72V73H36ZM52 72V73H51ZM82 72V73H81ZM113 72V73H112ZM164 72L165 73H167V75H169V76H167L166 77V74H164ZM178 72V73H177ZM189 72V73H188ZM196 74H195V73ZM9 73V74H8ZM26 73V74H25ZM65 73V74H64ZM99 73L101 74V76H99ZM182 73V74H181ZM187 73V74H186ZM199 75H198V74ZM17 74V75H16ZM29 74H31V75H29ZM35 74V75H34ZM44 74V75H43ZM48 74V75H47ZM52 74V75H51ZM63 74V75H62ZM69 74V75H68ZM104 74V75H103ZM130 74H132V75H130ZM206 74V75H205ZM208 74H209V76H208ZM212 74V75H211ZM15 75H16V77H15ZM91 75V76H90ZM111 75V76H110ZM130 75V76H129ZM135 75V76H134ZM150 75V76H149ZM193 75V76H192ZM195 75V76H194ZM203 75H205V78H204V76ZM226 75V76H227ZM254 75H255V77H254ZM259 75V76H258ZM11 76V77H10ZM31 76V77H30ZM36 76V77H35ZM52 78H51V77ZM206 76H207V78H206ZM215 78V81H214V79H213V77ZM17 77H20V78H17ZM27 79H26V78ZM38 77V78H37ZM46 77V78H45ZM63 77V78H62ZM135 77V78H134ZM156 77H157V79H156ZM180 77V78H179ZM190 77V78H189ZM192 77V78H191ZM203 79H202V78ZM209 77H212L211 79H213V80H211V79H209ZM259 77V78H260ZM10 78V79H9ZM32 78V79H31ZM60 78V79H59ZM80 78V79H79ZM111 78V79H110ZM183 80H182V79ZM254 78V79H253ZM7 79H8V81H7ZM19 79V80H18ZM35 81H34V80ZM52 80V82H51V80ZM71 79V80H70ZM85 79V80H84ZM92 79V80H91ZM106 79V80H105ZM109 79H110V81H109ZM134 79V80H133ZM159 79V80H158ZM189 79V80H188ZM205 79V80H204ZM223 79V80H222ZM28 80V81H27ZM31 82H30V81ZM74 80H75V82H74ZM84 80V81H83ZM135 80H136V82H135ZM177 80H178V83H177ZM179 80L182 82V84H181V82H179ZM208 80H211V81H213V82H209ZM41 82V84H38V83H40ZM45 81V82H44ZM77 81V82H76ZM158 81V82H157ZM171 81V82H170ZM192 81H194V82H192ZM209 83H208V82ZM217 81V82H216ZM22 82V83H21ZM28 82V83H27ZM32 82H34V83H32ZM54 82V83H53ZM72 82V83H71ZM89 82V83H88ZM206 82V83H205ZM16 83V84H15ZM19 83H20V85H19ZM37 85H36V84ZM80 83V84H79ZM95 85H94V84ZM43 84V86H41ZM76 84V85H75ZM102 84V85H101ZM106 84V85H105ZM139 84V85H138ZM164 84H166L167 85V87L166 86H164ZM170 84V85H169ZM174 84V85H173ZM181 84V86H179ZM192 84V85H191ZM197 86H196V85ZM198 84H199V86H198ZM213 84H214V86H213ZM6 87H5V86ZM75 85V86H74ZM84 85V86H83ZM97 85H98V87H97ZM142 85V86H141ZM148 85V86H147ZM37 86V87H36ZM39 86V87H38ZM50 86L52 87V88H50ZM71 86V87H70ZM94 86V87H93ZM138 86V87H137ZM43 87V88H42ZM54 87V88H53ZM82 87V88H81ZM92 87H93V90H92ZM179 87H181V89L183 90H181ZM192 87V88H191ZM193 87L195 88V89H193ZM3 88H4V91H3ZM32 88H33V90H32ZM40 88L42 89V91L40 90ZM56 88V89H55ZM60 88V89H59ZM77 88V89H76ZM140 88H141V90H140ZM38 90V91H35V90ZM47 89H48V91H47ZM53 89V90H52ZM62 89H64L63 91L65 92H63L62 91ZM68 89V90H67ZM84 89H85V91H84ZM110 89V90H109ZM115 89V90H114ZM137 89V90H136ZM148 89V91H146ZM180 91H179V90ZM198 89V90H199ZM61 90V91H60ZM67 90V91H66ZM78 90V91H77ZM139 90V91H138ZM190 90H193V91H190ZM6 91V92H5ZM69 91V92H68ZM95 93H94V92ZM112 91H117V92H115V95H112V94H114ZM132 91V92H131ZM143 91H145V93H143L142 94V92ZM161 91H163V92H161ZM40 92V93H39ZM44 92H45V94H44ZM47 92V93H46ZM53 92H56L57 94H58V96L56 95V93H53ZM75 92H76V94H75ZM79 92V93H78ZM141 92V93H140ZM24 93V94H23ZM40 95H39V94ZM43 93V94H42ZM50 93H52L51 95H52V97L51 96H49L50 95ZM63 93V94H62ZM81 93V94H80ZM112 93V94H111ZM119 95H118V94ZM130 93H132V94H130ZM133 93H135V94H133ZM139 93L141 94V96L139 95ZM147 93H149V94H147ZM7 94V95H6ZM26 94V95H25ZM47 94V95H46ZM49 94V95H48ZM62 94V95H61ZM71 94V95H70ZM98 94V95H97ZM145 94H147L146 96H144ZM46 95V96H45ZM54 95V96H53ZM56 95V96H55ZM68 95H70L69 97H67ZM105 95V96H104ZM109 97H108V96ZM113 97H112V96ZM118 95V96H117ZM132 97H131V96ZM139 95V97L137 98V96ZM5 96H6V99H5ZM61 96H62V98H64L63 100L61 99ZM65 96H66V99H65ZM75 96V97H74ZM77 96V97H76ZM79 96V97H78ZM102 96H104L103 98H102ZM144 96V97H143ZM9 97H11L12 98V100H13V102H12V100H11V98L9 99ZM37 97V98H36ZM39 97V98H38ZM46 99H45V98ZM47 97H49L50 99H52V100H50L49 98L47 99ZM57 97V98H56ZM81 97V98H80ZM111 97V98H110ZM122 97V98H121ZM196 97V96H195ZM247 97V99H246V102H247V104H253L254 102H255V96L252 94V95H247L246 96ZM249 97V98H248ZM99 98V99H98ZM108 98V99H107ZM144 98V99H143ZM201 98H203V97H201ZM15 99V100H14ZM40 99H42L43 100V102H42V100H40ZM45 99V100H44ZM61 99V100H60ZM79 99H81V100H79ZM111 99V100H112ZM138 99V100H139ZM253 99V101H250V100H252ZM8 100V101H7ZM11 100V101H10ZM34 100V101H33ZM36 100H38L37 101V103H36ZM56 100H58V102L59 101H61L62 103H58ZM74 100H75V102H74ZM106 100V101H105ZM110 100V101H111ZM114 100H112L111 101V103H113V101ZM116 100L114 101V102H116ZM137 100V101H138ZM141 100H139V101H141ZM29 101V102H28ZM47 101V102H46ZM50 101H54L53 103H51ZM65 101H67V103L65 102ZM87 101H88V104L89 105H91V107L93 108V111L95 112H92L91 113V115H89V113H90V109H92L88 104H87ZM93 101H94V103H93ZM6 102V103H5ZM28 102V103H27ZM32 104H31V103ZM82 102H83V106H82ZM122 102L123 103H125V106L122 104ZM225 102V101H224ZM8 103H10V104H8ZM22 103V104H21ZM27 103V104H26ZM52 105H51V104ZM64 103H65V107H64ZM74 103L77 105H74ZM84 103H86V104H84ZM100 103V104H99ZM31 106H30V105ZM38 104V105H37ZM55 104H56V106H55ZM63 104V105H62ZM71 104V105H70ZM73 104V105H72ZM78 104L80 105V106H78ZM93 104V105H92ZM94 104L97 106V104H98V106L100 105H102L101 107H103L102 109H100V106L98 107V109H97V107L96 106H94ZM228 104V103H227ZM227 104H213V105H211L210 107H208L207 108V111H206V114L208 115V116H213V115H217V113L218 114H220L221 112V114L222 115H225V112H228L227 114H231L230 116H229V118L230 119H232V117H233V115H232V111H233V113H235V110H236V104L235 103H229L228 105ZM33 105V106H32ZM36 105L37 106H39V107H37L36 108ZM43 105V106H42ZM44 105H46V106H44ZM51 105V107H53V108H48L49 106ZM59 105V106H58ZM60 105H62V107L60 106ZM67 105V106H66ZM87 106V108L85 107V106ZM107 105H108V109H112L110 112H107L108 111V109L106 108L107 107ZM152 105V104H151ZM172 105H173V103H172ZM6 106V107H5ZM7 106H9V107H7ZM58 106V107H57ZM69 106H71L72 108H68ZM109 106L111 107V108H109ZM118 106V108L117 109H120V107ZM161 106V105H160ZM218 106V110L217 111H215V107H217ZM223 106V107H222ZM16 107V108H15ZM41 107V108H40ZM44 107V108H43ZM73 107L76 109H73ZM78 109H77V108ZM96 107V108H95ZM123 107H121V108H123ZM222 107V108H221ZM10 108V109H9ZM45 108H47V109H45ZM58 108H60V110H58ZM62 108H63V110H62ZM84 108H85V110H84ZM88 108H89V111H87L88 110ZM8 109V110H7ZM23 109V110H22ZM37 109L39 110V111H37ZM53 109H55V110H53ZM64 109H66L65 110V112H66V114H63L64 112ZM82 109V110H81ZM87 109V110H86ZM96 109V110H95ZM106 109V110H105ZM150 109L151 110H154L153 109V107H150ZM213 109V110H212ZM19 110V111H18ZM25 110V111H24ZM46 110V111H45ZM49 110V111H48ZM60 111V112H58V111ZM62 110V111H61ZM74 110V111H73ZM81 110V111H80ZM84 110V112H85V114H84V112H83V114L81 113L82 111ZM100 110H103L102 112L100 111ZM172 112H174V110H175V107H174V105H173V107H172ZM227 110V111H226ZM22 111V112H21ZM45 112L44 113V115H43V112ZM35 112H37V113H35ZM47 112V113H46ZM50 112H52L53 113V116L50 114ZM62 112V114H60ZM72 113V115H73V117H71L72 115H71V113ZM76 112H77V114H79L78 116L76 115ZM79 112V113H78ZM97 112H100V114H96ZM106 112V117H107V114L108 115H110L109 117H107L106 119L105 118H101L100 119V117H105V113ZM23 113H25V114H23ZM29 113H31V114H33L34 116H36V117H34V116H32L31 114H29ZM58 113L60 114V115H58ZM224 113V114H223ZM22 114V115H21ZM52 118H50L48 115ZM94 114V115H93ZM102 114H104V115H102ZM113 114L114 115H116V113L115 112H113ZM158 114H163V112L161 113V112H159ZM21 115V116H20ZM26 115V116H25ZM64 115H66V116H64L65 118H68L69 117V121H70V123H71V125H70V123H69V121H68V119H65V118H63V116ZM100 115V116H99ZM113 115V116H114ZM168 115L169 114H167V116L166 117H168ZM12 116V117H11ZM19 116V117H18ZM32 116V117H31ZM41 116V117H40ZM44 116V117H43ZM55 116V117H54ZM59 116H60V118H59ZM61 116H62V120L64 121H68L67 122V125L69 124V126H70V128H69V126H67V125H63V123L64 124H66L65 122H63L62 123V120H61ZM84 116V117H83ZM89 116H90V118L91 119H89ZM99 116V117H98ZM14 117V118H13ZM17 117V118H16ZM25 117H27V118H25ZM75 117V119H76V121H74L75 119H73ZM114 117H116V116H114ZM114 117H112V120H110V121H114L115 119H113ZM11 118V119H10ZM13 118V119H12ZM26 120H25V119ZM37 118V119H36ZM56 118H57V120H56ZM79 118V119H78ZM80 118H82L81 120H80ZM94 118V119H93ZM132 118H133V115H132ZM16 119H18L19 120V122H18V120H16ZM47 119H49V120H47ZM52 121H51V120ZM60 119V120H59ZM72 119H73V121H72ZM78 119V120H77ZM84 119V120H83ZM96 119H98V120H96ZM102 119H104V120H102ZM10 120H12L13 121V123H11V121ZM22 120V121H21ZM80 120V121H79ZM93 122H92V121ZM95 120V121H94ZM183 120H185V118L183 119ZM183 120H181V121H177L176 122V124H175V126H174V128H176V130H179V131H182V122H183ZM6 121V122H5ZM9 121V122H8ZM26 123H25V122ZM27 121H29V122H27ZM30 121H32L33 123L31 124L30 123ZM47 121H48V125H47ZM59 121H61V122H59ZM98 121V122H97ZM104 121H105V123L107 124V126H108V130H104V129H106L107 128V126L105 125V123H104ZM54 122V123H53ZM57 122V123H56ZM103 122V123H102ZM179 122V123H178ZM188 122V121H187ZM4 123H5V125H4ZM6 123L8 124V123H10V124H8V125H6ZM60 123H62L61 125H60ZM81 123V124H80ZM97 124V125H95V124ZM102 123V125H100V124ZM189 123V122H188ZM26 124V125H25ZM28 124V125H27ZM181 124V125H180ZM200 123L199 122H196V123H194L193 125H195V127L197 128V129H202L201 128V124L199 125ZM222 124V123H221ZM31 127H30V126ZM45 125V126H44ZM74 125V126H73ZM180 126V129H177V126ZM198 127H197V126ZM6 126V127H5ZM10 128V129H7L8 127ZM20 126H22V127H19ZM30 128H29V127ZM61 126H64V127H61ZM83 126V127H82ZM86 126V127H85ZM91 126H92V128H93V126L96 128H91ZM97 126V127H96ZM98 126H99V128H100V132H99V128H98ZM102 126L103 127H105L104 129L102 128ZM26 127V128H25ZM35 127V128H34ZM52 127V128H51ZM67 127V128H66ZM75 127H76V130L78 131H76L75 130ZM83 128L82 130L80 129V128ZM216 127H218V128H215L216 130H214V132H213V134L216 136V137H221L222 135L221 134H223L224 132H225V125H219V126H216ZM2 128H3V130H2ZM22 128V129H21ZM28 128V129H27ZM51 128V129H50ZM98 128V129H97ZM113 128V130H114V132H112L113 130H111ZM189 128H190V126H188L187 127V132L184 134V136H191L192 134H193V130L192 129H190V130H192V131H190L189 130ZM221 128L223 129V130H221ZM16 129V130H15ZM19 129H20V131H19ZM26 129L28 130L27 132H26ZM61 129H63V130H65V132L64 133H61L63 130H61ZM85 129H87V130H85ZM91 129H92V131H91ZM95 129V130H94ZM110 129V130H109ZM10 130L12 131V132H10ZM23 130V131H22ZM35 130V131H34ZM36 130H37V133H35L36 132ZM53 130V131H52ZM68 130H70V131H68ZM94 130V131H93ZM104 130V131H103ZM221 130V131H220ZM30 131V132H29ZM39 131V132H38ZM43 131V132H42ZM51 131V132H50ZM58 131H61V132H58ZM80 131H82V132H80ZM84 131H85V133L87 134V135H85V133H84ZM101 131H103V132H101ZM110 131L112 132V134L110 133ZM220 131V132H219ZM222 131H224L223 133H221ZM238 130H236V132H237ZM15 132V133H14ZM29 132V133H28ZM71 132V133H70ZM93 132H95V135H93L94 133ZM96 132H99V133H101V134H99V133H96ZM107 132V133H106ZM191 132V133H190ZM239 132V131H238ZM8 133V134H7ZM12 133V134H11ZM39 133V134H38ZM75 133H78L77 135H75L76 136V138H74L75 136H74V134ZM104 133V134H103ZM115 133V134H114ZM220 133V134H219ZM28 134V135H27ZM67 134V135H66ZM80 134V135H79ZM92 136L93 135V137L95 138L94 140H96V142H95V144L96 145H94L92 142L94 141L92 138L93 137H91L90 135ZM111 134V135H110ZM114 134V135H113ZM125 134V133H124ZM29 135H32L33 136V138L34 139H31L32 138V136H29ZM49 137H48V136ZM52 135V136H51ZM64 135H66V136H64ZM72 135V136H71ZM98 135V136H97ZM106 137H105V136ZM219 135V136H218ZM221 135V136H220ZM224 135H225V133H224ZM24 136V137H23ZM36 136V137H35ZM40 138H39V137ZM43 136V137H42ZM46 136V137H45ZM81 136H83V137H81ZM85 136V137H84ZM97 136V137H96ZM101 136V137H100ZM114 138H116L115 136H119L118 138H117V140L115 141L114 139H113V137ZM202 136H204V133H202ZM249 136H251V134H249ZM249 136H246V138H243V136L241 135V136H237L239 139H237V140H242V139H248V137ZM254 136H256L255 134L254 135H252L251 137L252 138H254ZM8 137V138H7ZM41 137L43 138V139H41ZM52 137H53V139H54V137L55 138H57V141H55L56 139H52ZM68 137H72V139L71 138H68ZM87 137H90V139L89 138H87ZM250 137V138H251ZM12 138V139H11ZM21 138H22V140H21ZM101 138H103V139H106V141L105 140H100ZM124 140L123 142H122V140ZM242 138V139H241ZM249 138V139H250ZM3 139V140H2ZM27 139H28V141H27ZM37 139H38V141H37ZM42 140V142H41V144H40V142H39V140ZM52 139V140H51ZM58 139H60V140H58ZM67 139V140H66ZM68 139H70L69 141H70V143H68ZM76 139H78V141L76 140ZM86 139H88V140H90V141H88V140H86ZM93 141H92V140ZM99 139V140H98ZM121 140V145H122V149L121 148H119V147H121V145L119 146V144H118V146H116V144L118 143V141L120 142V140ZM183 139V138H182ZM226 139H229V138H225V140ZM30 140H32V141H30ZM40 140V141H41ZM111 141V142H108V141ZM224 140V141H225ZM14 141V142H13ZM36 141V142H35ZM45 141V142H44ZM67 141V142H66ZM72 141H74L73 143H72ZM76 141H77V143H76ZM79 141H80V143L81 144H83L84 146H82L81 145V147H80V143H79ZM92 141V142H91ZM250 141V140H249ZM12 142V143H11ZM31 142V143H30ZM50 142V143H49ZM54 142H55V144H54ZM104 142L106 143V144H104ZM183 142H184V140H183ZM190 142V141H189ZM189 142H185V144L184 145H182L183 143H181V141H177V143H178V146L180 147V149H181V147H182V149L180 150L179 148L177 149V150H180V151H187L188 150V148L189 149H191L189 146L192 144V140H191V142H190V145H189ZM24 143V144H23ZM33 143V144H32ZM46 143V144H45ZM67 143V144H66ZM91 143V144H90ZM101 143H102V145H101ZM109 143H113L112 145H109ZM1 144H0V153H2V151H3V153H4V148H3V146H1ZM36 144V145H35ZM50 144H51V146H50ZM77 144V145H76ZM41 145V146H40ZM47 145V146H46ZM79 145V146H78ZM107 145H109V146H112V147H109V148H111V149H108V147H107ZM115 145V146H114ZM188 145V146H187ZM223 146V144H221V143H219L218 144V148L220 147V146ZM255 145H257V144H255ZM29 146V147H28ZM33 146H34V148H33ZM46 146V147H45ZM49 146H50V149H49ZM52 146H54V147H52ZM73 146V147H72ZM86 146V147H85ZM88 146V147H87ZM101 146H105V147H103L104 148V150L102 149V151H104V152H102L100 149L102 148ZM115 148H114V147ZM126 146H128L127 148H126ZM192 146V145H191ZM234 146V145H233ZM261 147H258L260 150L262 149V148H264V145H260ZM41 147H43V148H41ZM57 147V148H56ZM97 147H99L100 149H98ZM107 147V148H106ZM116 147H118V148H116ZM183 147L185 148V149H183ZM186 147H188V148H186ZM51 148H53L54 149V151H53V149H51ZM59 148V149H58ZM83 148V150L85 151V152H83V150H81ZM95 148H97L98 149V151H97V149L95 150ZM112 148L113 149H115V150H113L114 152H111L112 151ZM123 148H126V149H123ZM129 148V149H128ZM133 148V149H132ZM150 148V149H149ZM37 149V150H36ZM43 149V150H42ZM48 149V150H47ZM75 149V150H74ZM89 151H91V152H89ZM91 149V150H90ZM105 149H107V150H110L109 151V156H108V151L105 153ZM187 149V150H186ZM59 150V151H58ZM71 150V152H68L69 154H67V151H70ZM78 152H77V151ZM124 150V151H123ZM126 150V151H125ZM148 151V153H147V151ZM151 150V151H150ZM43 151V152H42ZM49 151V152H48ZM53 151V152H52ZM72 151H73V154H71L72 153ZM99 151H101V152H99ZM115 151H117L116 153H115ZM124 153L123 155H121L122 153ZM132 152V153H129V152ZM155 151V153L153 154V152ZM55 152V153H54ZM79 152H81V153H79ZM121 154H120V153ZM142 152V153H141ZM2 153V154H3ZM24 153H20V155L21 156H23L24 155ZM47 155H46V154ZM63 153V154H62ZM79 153V154H78ZM87 155H86V154ZM90 153H92V155L93 156H91V154ZM103 153H104V156H103ZM141 153V154H140ZM159 153V154H158ZM48 154H50V155H48ZM55 154H58V156L57 155H55ZM71 154V155H70ZM75 154V155H74ZM77 154V155H76ZM97 154V155H96ZM149 154V155H148ZM19 155V156H20ZM43 155H45V156H43ZM90 155V156H89ZM114 155V156H113ZM132 157H131V156ZM148 155V156H147ZM159 155H161L159 158H158V156ZM8 156H10L9 154H7V157ZM42 156H43V158H42ZM68 156V157H67ZM74 156V157H73ZM88 156V157H87ZM109 158H108V157ZM112 156V157H111ZM139 158H138V157ZM187 156H188V154H187ZM37 157V156H36ZM82 157V158H81ZM93 157V158H92ZM94 157H95V159H94ZM123 158L125 161H126V168H121L120 170L118 169V170H116L117 169V167L119 168V162L121 163L122 161H120V159L121 158ZM144 157V158H143ZM145 157H146V159H145ZM3 159H5L4 161V163H3V161L1 162V165L3 166V164H5L6 162H7V158H6V156L4 155V157H2ZM51 158V159H50ZM55 159V161H53L54 159ZM72 158V159H71ZM74 158V159H73ZM78 158V159H77ZM91 159L90 161L88 160V159ZM100 160V162H98L97 164H96V162L97 161H99L98 159ZM112 158H113V160H115V161H113L112 160ZM115 158V159H114ZM120 158V159H119ZM148 158V159H147ZM150 158H152V160H150ZM156 158V159H155ZM70 159H71V162H69L70 161ZM75 159H77V160H75ZM94 159V160H93ZM129 159V160H128ZM137 159V160H136ZM144 159V160H143ZM76 162H75V161ZM80 160H81V163L83 164V166H82V164L80 163ZM89 161V162H87V161ZM118 160V161H117ZM60 161V162H59ZM73 161V162H72ZM112 161V162H111ZM117 161V162H116ZM129 161V162H128ZM147 161V162H146ZM48 162V163H47ZM52 162H53V164H52ZM86 162V163H85ZM90 162H92L91 164H94V165H92L91 166V164H90ZM95 162V163H94ZM102 162L104 163V164H102ZM110 162H111V164H110ZM78 163H79V166H77L78 165ZM88 163V164H87ZM116 166H114L113 164ZM136 163V164H135ZM51 164V165H50ZM86 164H87V166H86ZM0 165V170H2V168H5V170H6V168L8 167V164H5L3 167ZM65 165V166H64ZM73 165V166H72ZM110 165V166H109ZM129 165V166H128ZM134 166V167H132V166ZM63 168H62V167ZM90 166V167H89ZM95 166V167H94ZM101 168H100V167ZM105 168H104V167ZM112 166H114V167H112ZM140 168H139V167ZM82 169H80V168ZM83 167H84V169H83ZM99 167V168H98ZM110 167V168H109ZM160 167V166H159ZM57 168H58V170H57ZM67 168H69V169H67ZM76 168H78V169H76ZM93 168V169H92ZM99 170H97V169ZM134 168V169H133ZM31 169L32 168H30L29 169V167H27V169L26 170H28V171H26L25 169L23 170L22 169V171L24 172V171H26V173H27V176H30V174H31ZM41 169V168H40ZM64 169V170H63ZM95 169V170H94ZM160 169V168H159ZM42 170V169H41ZM47 170H48V173H47ZM79 170V171H78ZM85 170H86V172H85ZM103 170V171H102ZM122 170V171H121ZM72 171H74V172H72ZM97 171V172H96ZM23 172H21V177L23 176ZM44 172V171H43ZM53 172V173H52ZM57 172V173H56ZM60 172L61 173H63L64 175H61L60 174ZM104 172V173H103ZM40 171H38L37 172V176L39 177L40 176ZM50 173H52L53 175H54V178L56 179V181L54 180V182H53V177L51 176V174ZM108 173V174H107ZM119 174V173H118ZM239 175V174H238ZM61 178H60V177ZM66 176V175H65ZM103 176V177H102ZM67 177V176H66ZM102 177V178H101ZM68 178V177H67ZM83 179V180H81V179ZM239 178V177H238ZM243 178V177H242ZM105 179V178H104ZM221 178H216V180L215 181H217V180H220ZM45 180V179H44ZM71 180V181H70ZM235 180V179H234ZM75 183H74V182ZM41 182V183H40ZM43 182V183H42ZM91 182H93V180H91L90 181V184H92L93 185V183H91ZM37 183H39V184H37ZM46 183H48V184H46ZM227 183V182H226ZM44 184V185H43ZM76 184V185H75ZM89 184V185H90ZM41 185V186H40ZM226 185V184H225ZM221 186H224V185H221ZM230 186V184H227L225 187H229ZM29 187H31V186H29ZM38 187V188H37ZM41 187V188H40ZM219 187H220V185H219ZM78 188H76L77 190H78ZM40 191H39V190ZM213 189H215L214 187H213ZM106 190V189H105ZM109 190V189H108ZM78 191H80V190H78ZM168 191H171V189L169 190L168 189ZM168 191H166V192H168ZM217 190H215V192H216ZM63 192V194L65 195L67 192H65V191H62ZM251 193V192H250ZM36 195V196H37ZM248 197V196H247ZM247 197L244 195V197H243V199H247ZM262 197H264V195L262 196ZM262 197H260V200H258V202H259V204H261L262 205V202H263V204H264V198H262ZM42 198H40V199H42ZM34 199V198H33ZM263 199V200H262ZM189 200V199H188ZM256 203H257V200L255 201ZM263 206V205H262ZM263 208H264V206H263ZM188 209V218H187V216H186V218H184V220H183V218L181 219L182 221H180V219L178 220H176V221H174V222H177L178 223V225H177V227H181V225H182V227H183V229H184V226L186 227V225H187V223L189 222L190 224L191 223H193V220L196 218V216H198V215H200V213H201V208H199V210L197 209V208H195V207H191V209L190 208H187ZM258 210V209H257ZM199 211V212H198ZM262 211H263V209L261 210V211H259V213H258V211H256V212H254V213H252V216H251V213H247L246 215H245V217H251L252 219L254 218L255 219V221H253V222H251V224H252V226L254 225V224H256V223H259V225H258V227L261 225V223H262V221L264 220V214L262 213ZM199 213V214H198ZM255 213H256V215H255ZM258 213V214H257ZM241 215H242V213H240V214H238V217L240 218L241 217ZM253 215H254V217H253ZM260 218H259V217ZM263 216V217H262ZM237 217V218H238ZM191 219V221H190V219ZM250 218V219H251ZM257 218H258V220H257ZM248 222H246L243 226H242V228H247L248 229V227H250V223H249V220H247ZM174 222H172V224L174 223ZM187 222V223H186ZM223 222H225V220H222V223ZM168 223V222H167ZM249 223V224H248ZM190 226V225H189ZM248 226V227H247ZM191 227V226H190ZM203 232H204V230H202ZM185 232H187L186 230H185ZM165 233V230H163V234H162V232H160L159 233V236H162L163 235V237H161V238H158L157 239V241H158V243H159V245H161L162 247H163V251L165 250V253L166 254H168V251L166 250L167 248L171 251V249H177L176 251H178L179 253H181V251H182V253H184V251H183V248H184V246H183V244H180V243H177L174 247H171V249H170V247L169 246H167L166 247V243L164 242L165 241V239L167 238V237H165V235H166V233ZM224 234V235H222V236H224L225 237V239H227L226 238V234H225V224H224V226H223V229H221V234ZM235 237V236H234ZM234 237L230 240V242L229 243H231L233 240H235L234 239ZM170 237H168L167 238V241H168V239H169ZM193 238L195 239H197L198 240V242H197V240L195 241V243H191L190 242V247H189V249H191L192 250V247H193V245L194 246H196L197 248H198V253H197V255L199 256H197L196 255V259H197V264H201V263H204V264H207V263H209L210 261H213V259H214V257H213V253H212V251H210L208 248H212L213 247V245H214V243L212 244L211 243V247H210V245L209 244H207V247L205 246L206 244L205 243H207L208 241H207V239H205V237H203V238H197L196 236H193ZM162 239L164 240L163 242H161L162 241ZM170 240H173V241H176L175 239H173V238H170ZM201 241V242H200ZM204 241H206V242H204ZM130 242H134V241H130ZM200 242V243H199ZM202 242H203V245H202ZM210 242V241H209ZM135 243V242H134ZM134 243L132 244V245H134ZM164 243V244H163ZM193 244V245H192ZM199 244V245H198ZM205 244V245H204ZM201 245V246H200ZM178 247V248H177ZM203 248V249H202ZM206 248V249H205ZM214 248V247H213ZM147 249H148V247H147ZM200 250V251H199ZM202 252V253H201ZM174 254V253H173ZM201 254V255H200ZM189 255V254H188ZM202 255H204V256H202ZM206 255H207V258H206ZM182 258V256L181 257H179V259H181ZM204 258V259H203ZM94 260H96L95 258H93V261ZM210 260V261H209ZM92 261V262H93ZM180 262H183L182 261V259L181 260H179ZM208 261V262H207Z\"/></svg>",
	"mask_w": 264,
	"mask_h": 264
},
{
	"label": "water",
	"instance_id": "95a60500",
	"mask_svg": "<svg viewBox=\"0 0 264 264\" xmlns=\"http://www.w3.org/2000/svg\"><path fill=\"white\" fill-rule=\"evenodd\" d=\"M104 96H105V95H104ZM104 96H102V98H103ZM250 101H253V99H252V100H250ZM218 109H219V108H218V106H217V107H215V111H217ZM177 128H178V129H180V126L178 125V126H177ZM184 197H186V196H184Z\"/></svg>",
	"mask_w": 264,
	"mask_h": 264
}]
</instances>
